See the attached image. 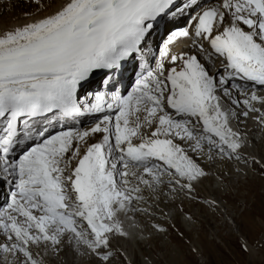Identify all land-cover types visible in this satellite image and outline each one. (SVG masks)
I'll return each instance as SVG.
<instances>
[{"label": "snow or ice", "instance_id": "snow-or-ice-1", "mask_svg": "<svg viewBox=\"0 0 264 264\" xmlns=\"http://www.w3.org/2000/svg\"><path fill=\"white\" fill-rule=\"evenodd\" d=\"M28 3L42 14L0 28V184L9 186L0 264H53L48 255L73 251L88 258L81 264H117L124 244L167 233L138 217L181 193L196 199L212 165L242 160L247 141L233 119L259 113L264 126L253 106L264 96L248 94L264 88V0ZM185 15L189 28L154 49L160 23ZM180 38L222 70L173 54ZM137 62L121 91L126 65ZM97 76L101 88L86 91ZM82 117L93 123L68 126ZM242 248L250 251L247 241Z\"/></svg>", "mask_w": 264, "mask_h": 264}, {"label": "rangeland", "instance_id": "rangeland-1", "mask_svg": "<svg viewBox=\"0 0 264 264\" xmlns=\"http://www.w3.org/2000/svg\"><path fill=\"white\" fill-rule=\"evenodd\" d=\"M9 1L6 2L14 4L15 11L28 8L20 5L18 0ZM253 106L264 110L259 103ZM256 117L247 119L256 126V130L248 135L256 136L253 144L264 154V128L256 122ZM261 164H264L263 158L218 160L211 166L210 179L204 181L212 188L210 199L200 195L198 190L194 200L186 199L181 193L178 198L160 204L166 215L157 209L151 218L138 217V222L149 226L159 224L167 229V233L150 237L148 243H137L133 239L130 241L133 244L131 255L126 256L124 252L127 251L122 247L120 252L123 249L124 255L117 254V264H129V261L145 264L146 258L153 264H264V248L258 243L264 241V167ZM207 201L214 203L210 206ZM244 241L250 247L249 252L242 248ZM79 256V253L75 254L71 263L81 264L82 260H88L86 256Z\"/></svg>", "mask_w": 264, "mask_h": 264}, {"label": "bare ground", "instance_id": "bare-ground-1", "mask_svg": "<svg viewBox=\"0 0 264 264\" xmlns=\"http://www.w3.org/2000/svg\"><path fill=\"white\" fill-rule=\"evenodd\" d=\"M6 1H8V0H0V11L3 10L2 11L3 13H1L2 15L0 16V28H3V27H14V26H16L18 24L25 23L28 20L36 19L38 16H40L42 14V11H37V9H36L35 6H32V5H30L28 3V0H18L20 5H23V6H27L28 7V8L26 7L27 9H23V10H20V11H15L16 9L14 7V4H11L10 5ZM10 1L12 2V0H10ZM206 1H210V0H206ZM45 2H49V0H45ZM7 7H10V8L8 9ZM172 23H173V26H171L170 23H165L163 21L160 23L159 28L161 30V36L164 37V36L168 35L171 31H173L174 27L176 25H178V24L185 25L184 22L181 23L180 21H172ZM179 28H180V25H179L178 29ZM181 28H189V26L188 27L187 26H183ZM165 39H163V41ZM190 44H191V41H189V40H186V39L179 40L178 43L175 46H173L174 50L175 51H178V52H173V54H179V53H182V52L196 54L198 56V59H200L201 62H203L206 65V67H208L209 69L212 68L213 71H216L218 69L219 70H222V64L216 65V62L220 61L219 59H214V62L213 63L215 65V67H213L212 64H209L208 63L207 59L205 58V54H203V53H199L198 54V53L194 52V49L192 47L188 46L189 47V49H188V48H186L184 46V45H190ZM181 47H184V48L182 49ZM131 78H132V76L130 77V79ZM236 95H237V98L244 99V97L239 96V94H236ZM231 107L234 108L235 106H231ZM257 108H260V106H258ZM241 110L246 111L247 109L244 108L243 105H241V109H238L237 111H241ZM261 111L264 112V110H262V109H261ZM254 115L256 117V116L259 115V113H249V116L248 117H244L241 114L237 119H233L232 120V127L234 129L239 130V132L244 136V138L247 141V146L243 150V157H242V159H248V160H251V159H254V160L257 159V160H259L260 158H263L264 159V154H262V152H260L259 148H257L256 145L253 144V142L256 140V138H255L256 136L253 137V136L248 135V132L254 131V129H255L256 126H254V124L248 123L247 122V119L248 118H253ZM93 119L94 118H92V117H82V118H80L81 121L87 122V123H90V124L93 123ZM256 122H257V120H256ZM68 126L69 127H72V126H78V127H80V121H79V125L69 124ZM87 126L88 125H86L84 127H87ZM261 126H259V128H261ZM262 128H264V126H262ZM263 130L264 129H262V131ZM251 133H253V132H251ZM222 165L223 164L221 163V166ZM220 168H222V167H220ZM8 188H9V186H8ZM197 190H198V193L200 195L202 194V196L207 197L208 199H210L209 193H210V190H212L211 187H208V186H206L205 183H203L202 185L198 186ZM4 200H5V195L2 194V192L0 190V206H1L2 201H4ZM139 218H141V217H139ZM131 246H133V244L130 243V242H128V243H126V244L123 245V249L125 248L126 251H127V253L124 252L126 256H130L131 255V254H129V253L132 252L131 250L133 249ZM123 249H122V252L124 251ZM75 254H77V252L75 253V251L69 252V254L67 256L61 254V256L59 258H57V256H55V255H53V257H52V255H48L49 256L48 260L51 261V262H53V264H66V263H69L70 264L72 262L71 260H73V257L75 256Z\"/></svg>", "mask_w": 264, "mask_h": 264}]
</instances>
